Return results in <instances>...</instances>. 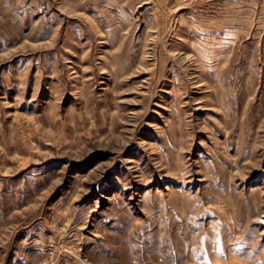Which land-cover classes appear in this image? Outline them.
<instances>
[{
  "label": "rangeland",
  "instance_id": "rangeland-1",
  "mask_svg": "<svg viewBox=\"0 0 264 264\" xmlns=\"http://www.w3.org/2000/svg\"><path fill=\"white\" fill-rule=\"evenodd\" d=\"M0 264H264V0H0Z\"/></svg>",
  "mask_w": 264,
  "mask_h": 264
}]
</instances>
